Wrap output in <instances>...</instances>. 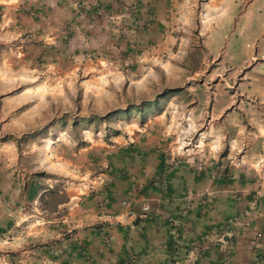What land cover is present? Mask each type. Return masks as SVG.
<instances>
[{"label":"crops","instance_id":"1","mask_svg":"<svg viewBox=\"0 0 264 264\" xmlns=\"http://www.w3.org/2000/svg\"><path fill=\"white\" fill-rule=\"evenodd\" d=\"M75 1L0 0V77L16 84L39 61L106 48L211 59L237 74L236 96L176 100L188 108L171 130L200 137L187 154L161 147L171 130L158 114L155 132L131 130L115 147L105 183H71L53 211L39 208L49 189L0 144V264H264V0Z\"/></svg>","mask_w":264,"mask_h":264},{"label":"rangeland","instance_id":"2","mask_svg":"<svg viewBox=\"0 0 264 264\" xmlns=\"http://www.w3.org/2000/svg\"><path fill=\"white\" fill-rule=\"evenodd\" d=\"M109 51L108 58L94 55L66 66H31L16 84L0 77V144L15 147L31 180L49 189L40 209L53 211L65 200L64 187L71 183L83 184L82 192L102 179L105 183L110 161L117 167V161L110 160L115 147L128 140L131 130L136 135L155 132L158 114L164 128L171 130L174 124L180 129L178 122L188 107H173L176 100L236 96L237 74L226 68L213 71L203 62L211 59L154 54L126 59L117 50ZM224 78L231 79L229 86L223 85ZM178 129L172 128L161 147L187 154L186 147L200 137L196 132L178 138Z\"/></svg>","mask_w":264,"mask_h":264},{"label":"trees","instance_id":"3","mask_svg":"<svg viewBox=\"0 0 264 264\" xmlns=\"http://www.w3.org/2000/svg\"><path fill=\"white\" fill-rule=\"evenodd\" d=\"M90 6V5H89ZM88 10H89V8H88ZM87 10V11H88ZM98 50V49H97ZM97 50H96V48H95V52H97ZM102 54V55H101ZM96 55V54H95ZM98 55V54H97ZM110 55H111V52L110 51H108L106 48H105V50H101V51H99V55L98 56H101V57H103V58H108V56L110 57ZM125 57V56H124ZM126 59H129V57H125ZM45 64V63H43V62H40L39 61V64ZM143 139V138H142ZM141 140V139H140ZM133 145H135V144H133ZM111 158L113 159V160H116L117 162L116 163H120L119 161H120V158L122 159V154L119 152H114V153H112V156L110 157V160H111ZM109 166H111L112 167V170L110 171V172H112V171H114V169H113V167L115 166V164L113 163V161H110V164H109ZM168 166H172V163H169L168 164ZM170 174L171 173H169V175L168 176H170ZM110 178H113V175L112 174H110L109 175V179Z\"/></svg>","mask_w":264,"mask_h":264},{"label":"built area","instance_id":"4","mask_svg":"<svg viewBox=\"0 0 264 264\" xmlns=\"http://www.w3.org/2000/svg\"><path fill=\"white\" fill-rule=\"evenodd\" d=\"M89 0H76L74 6L79 11H87L89 8ZM104 183V179L100 181V184ZM146 209V208H145Z\"/></svg>","mask_w":264,"mask_h":264}]
</instances>
